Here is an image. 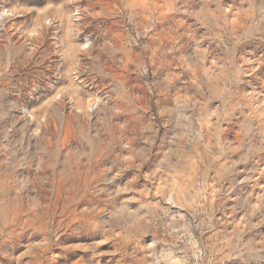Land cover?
<instances>
[{
  "label": "rangeland",
  "instance_id": "1",
  "mask_svg": "<svg viewBox=\"0 0 264 264\" xmlns=\"http://www.w3.org/2000/svg\"><path fill=\"white\" fill-rule=\"evenodd\" d=\"M0 264H264V0H0Z\"/></svg>",
  "mask_w": 264,
  "mask_h": 264
}]
</instances>
